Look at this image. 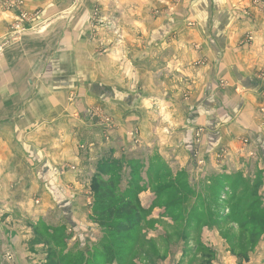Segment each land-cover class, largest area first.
I'll use <instances>...</instances> for the list:
<instances>
[{
  "label": "rangeland",
  "instance_id": "1",
  "mask_svg": "<svg viewBox=\"0 0 264 264\" xmlns=\"http://www.w3.org/2000/svg\"><path fill=\"white\" fill-rule=\"evenodd\" d=\"M191 1L167 0L164 2L163 19L173 23V27L170 25L165 36L179 43L177 44L179 49L177 50L175 44H173L174 48L167 45L162 51L154 49L151 56L157 58L160 57L156 56L157 53H163L161 65L168 68L167 64H174L170 69L181 76V69H188L198 75L202 74L201 78L204 75L203 70L210 69L216 73L214 76L217 79L212 83V90L213 97L219 99L220 102L217 104L213 100L211 109L201 108V111L204 110L206 114L210 112V118L217 121L212 134L221 133L222 139L228 141L232 137L239 136L237 134L239 132V67L237 66L239 49L244 48V55L253 52V50L248 51V48L256 49L254 58L246 60L245 64L249 68H255L256 73L259 74L257 76L264 82V43L254 44L255 38L264 36V27L260 24L256 25L261 21L257 19L264 14L257 13L256 19L251 14L250 7L239 11V0L228 11L220 9L224 0H205V4L211 5L213 9L209 15L217 21L213 22L217 26H214L215 28L210 32L211 41L194 42L188 38V41L182 43L177 38L186 33L184 30L194 29V34H192L198 36V39L201 36L195 28L197 24H195L194 17L204 16L205 12L201 13L194 7L197 0ZM253 1L256 0H251L252 3ZM8 3L9 0L1 1L3 8L8 6ZM92 3L95 5L92 12L84 18L86 19L84 21L85 34L91 38L93 36L96 40L115 37L114 44L120 45L119 39L123 37V32L115 24L113 27L112 23L117 20V16H120L122 11L116 8V10L101 14L100 9L96 7L98 2L94 0ZM253 6L263 11L264 3L258 1ZM158 14L161 12L158 11ZM148 16L156 18V13L151 11ZM241 18L244 23L239 27ZM242 30L243 38L239 41V31ZM139 34V28L133 29V36ZM152 34H156V31ZM9 41L4 39L0 42V66L4 64L1 59L3 48ZM259 41L262 42V38L257 40ZM98 46L101 48L99 44ZM94 48L95 51L98 50ZM170 52L174 53L172 59L168 56ZM182 53L189 55V62L183 61ZM159 61L160 58L155 63L158 65ZM182 63L184 65H180ZM224 72L232 76L230 82L219 75ZM190 79L195 81L194 78ZM179 82L181 83L182 79ZM9 95L11 93H6L4 98L7 99ZM96 98V94L85 92H79L76 95L70 93L67 98L68 103L73 104L72 111L81 122L79 125L85 124L87 127L75 131L76 138L73 137L75 146L71 148H69L68 138L71 128L63 127L68 136H65L66 140L61 142L67 146L65 152L68 154L64 155L60 162L62 161L64 166H67L66 171L51 174L48 172L45 175L42 168H39L42 164L38 166L43 162L41 150L37 149L36 152L23 150L24 158L37 165L32 182L34 186L30 184L32 188L28 191L21 189L20 213H18L20 232L24 230V224L28 220L31 224V218L36 222L44 223L47 228V233L42 237L37 236L36 244H33L36 246V251L40 250L36 255L40 259L43 258L42 261L37 262L29 258L28 264H78L81 259L86 261V264H96L100 253H105L107 260H114L110 264H264V151L263 155H258L254 149L249 153L245 151L238 158L237 156L230 157L225 153L224 147L227 146L215 145V147H220V152L211 154L214 157L209 160L193 157L184 166L180 162L162 157L156 148H149L148 153L140 148L139 124H133L135 129L129 133L131 147L135 150L127 151V147H116L121 154L126 155L120 158H138V164H140L132 174L128 168L122 167L115 176H118L120 189L124 188L129 180L137 186L136 200L141 209L142 222L140 227L129 233V240L124 247L118 248L121 239L114 234H109L105 227L97 224V211L102 207L99 204H92V198L95 196L93 186L97 179V162L107 159L109 155L111 148L107 139L110 136L107 138L105 135L110 133L114 125L108 112L101 109L100 111L89 103ZM104 100L107 101V97ZM161 110L148 108L147 118L151 121L148 122L151 123L149 135L155 131L156 125L161 126V135H166L163 131L166 128L163 126L168 128V124L161 122ZM261 113L264 115V110ZM205 126L196 127L193 137L195 143L201 139V135L207 133ZM97 135L100 137L98 138ZM248 139L247 137L240 141L238 139L239 146L241 144L246 150L252 149L250 141H246ZM193 143L194 141L190 142L186 149L188 154L196 151ZM98 149L105 154L100 159L95 156V151ZM124 151L126 153H122ZM229 161L232 165H229ZM194 162L197 167L196 171H193ZM64 172L68 176V182L75 183L73 187L65 189L58 186L60 183L58 179ZM106 177L108 176L103 178ZM50 183L57 185L46 187ZM251 190L254 191L255 198L246 204L249 207L255 202L252 204L253 212L248 214L254 224L249 222L242 228L246 218L241 215L237 218V214L244 210L242 209L244 198ZM75 196L83 198L82 202L72 203ZM86 199L89 201L87 202ZM93 211L97 214L95 215ZM229 216L237 218L238 221L228 218ZM219 217L222 221L216 222L214 219ZM31 228L32 226H30V231ZM26 232L23 234L25 241H27ZM49 239L55 241L56 245L47 241ZM8 246L3 245L0 251V264H14L15 254ZM31 252L33 251L30 249L29 253ZM50 254L53 256L52 262L47 260ZM97 264L104 263L100 261Z\"/></svg>",
  "mask_w": 264,
  "mask_h": 264
},
{
  "label": "crops",
  "instance_id": "2",
  "mask_svg": "<svg viewBox=\"0 0 264 264\" xmlns=\"http://www.w3.org/2000/svg\"><path fill=\"white\" fill-rule=\"evenodd\" d=\"M1 1L0 42L4 39L10 41L3 48L1 59L4 64L0 66V251L3 245H9L15 254L14 264H28L29 258L37 262L43 259L36 255L40 250L36 251V246L32 244L34 235L30 226L35 224V219H30L31 224L28 220L21 232L18 222L21 189L28 191L32 188L30 184L34 181L37 165L24 158L23 150H41L43 162L38 166L42 164L39 168L45 175L48 172L66 171L67 166L60 162L68 154L65 152L67 146L61 142L68 136L63 127L71 128L69 148L75 146V131L87 127L85 124L79 125L81 122L73 114V104L67 101L70 93L96 94L97 98L89 103L111 116L114 125L110 133L105 135L107 138L110 136L107 140L111 149L107 158L126 156L116 146L127 147V151L135 150L129 138V133L135 129L133 124L140 125V148L146 153L149 148H156L162 157L184 166L193 157L204 160L214 157L211 154L220 152V147L215 145L227 146L224 150L230 157L239 158L245 151L249 153L253 149L258 155H263L264 115L261 111L264 110V82L257 76L259 74L255 68L245 64L246 60L254 58L256 49L248 48V51L253 52H246L247 55H244V48L239 49V136L224 141L221 133L212 134L215 130L213 127L217 125L216 119L210 118V112L206 114L204 110L201 111V108L211 109L213 100L217 104L220 102L213 97L212 90V83L217 79L214 76L216 73L210 69L203 70L201 78L202 74L181 69V76L170 69L174 64H167L168 68L161 65L163 53H157L156 56H160L157 58L151 56L154 49L162 51L167 45L174 48L175 44L179 49V43L165 36L170 25L173 27L172 21L163 19L162 15L167 0H106L107 4L104 0H96V7L101 14L116 8L122 11L117 20L111 22L112 26L115 24L123 32L118 46L114 44L115 37L96 40L85 34L84 18L92 12L94 0H22L21 11L31 18L25 24L32 32L21 34L16 39L10 38V27L19 11L10 6L3 8ZM197 1L194 7L201 13L205 12L204 16L194 17L200 39L193 35L194 29H188L177 38L182 43L188 38L194 42L211 41V29L217 26L213 23L217 22L216 18L209 15L213 12L211 5H206L205 0ZM236 1L224 0L220 9L228 11ZM258 1L264 3V0L253 3L251 0H239V11L250 7L251 14L257 19V13L264 14V6L263 11L253 6ZM151 11L156 13V18L148 16ZM257 20L261 21L256 25L264 27V16L261 15ZM243 23V19H239V27ZM136 28L140 29V34L133 36L132 31ZM154 31L156 34H152ZM242 33L243 30L239 31V41L243 38ZM261 38L262 42H257ZM261 38H255L254 44L264 43V36ZM173 55V52L168 54L170 59ZM188 56L182 53L184 62H189ZM159 58L157 65L155 62ZM219 75L229 82L232 79L226 72ZM6 93H11L7 99L4 98ZM106 97L107 101L104 100ZM148 108L162 109L161 122L168 124V128L163 126L166 135H161L159 125L149 135L151 123L148 122L151 121L147 118ZM201 125H206L207 133L195 143L194 131ZM245 137L249 138L246 141H250L252 149L246 150L241 144L239 146L240 139ZM193 141L196 151L189 155L186 149ZM104 155L99 149L95 151L98 159ZM195 162L193 171L197 170ZM229 165H232L231 161ZM65 174L58 179V186L65 189L73 187L75 183H69ZM55 185L50 183L46 187ZM73 198L72 203H81L83 199L78 196ZM25 231L27 241L23 236ZM30 249L33 252L29 253Z\"/></svg>",
  "mask_w": 264,
  "mask_h": 264
},
{
  "label": "trees",
  "instance_id": "3",
  "mask_svg": "<svg viewBox=\"0 0 264 264\" xmlns=\"http://www.w3.org/2000/svg\"><path fill=\"white\" fill-rule=\"evenodd\" d=\"M97 164V179L95 180V184L93 186V188H95V196L92 198L93 205L99 204L102 207L99 211H97V224L105 227L109 231V234H114L117 238L121 239L119 242L120 244H118V248H121L124 247V244L129 240V233L132 230L140 227L142 215L140 213L141 209L139 208L138 202L136 200L138 191L137 186L129 180L125 187L120 189V184H118V176L116 177L115 175L122 169V167H125V169L128 168L132 174L138 168L140 163L138 164V158L135 159L130 157L125 159H101L97 162ZM106 175L108 177L103 178ZM254 198V191H249V193L244 198V203L242 204V207H244L242 209L244 210L242 213L237 214V218H239L240 215L241 217L246 218V222L242 224V228L249 222L254 224V221L251 220V217L248 216V214L253 212L254 206L252 204L255 202L253 201L254 203H251L249 207H247L246 204L248 201ZM235 199L236 197L234 200ZM96 214L97 213H95V215ZM228 218L232 217L229 216ZM216 219H214L216 222L222 221L220 217ZM236 219L235 217L232 218V220ZM31 229L34 235L32 244H36L35 239L37 236L42 237V235L47 233V228L42 222H36L34 225H32ZM49 237L52 238V236ZM47 241L53 242L56 245V242L51 239ZM50 255L51 256L47 257L48 262H52L53 260L52 254ZM106 257L107 256L105 253H100L98 255L97 263L100 261L104 264L113 263L114 260H107ZM78 264H86V261L81 259Z\"/></svg>",
  "mask_w": 264,
  "mask_h": 264
},
{
  "label": "built area",
  "instance_id": "4",
  "mask_svg": "<svg viewBox=\"0 0 264 264\" xmlns=\"http://www.w3.org/2000/svg\"><path fill=\"white\" fill-rule=\"evenodd\" d=\"M22 5H23L22 0H9V3H8V6L15 8L17 11H19L15 22L11 26V36H10L11 39H15L19 35L31 30V29H28L25 24L31 18L27 13L21 11ZM94 15L96 16V12L94 13Z\"/></svg>",
  "mask_w": 264,
  "mask_h": 264
}]
</instances>
